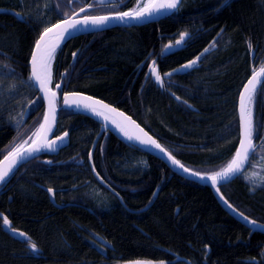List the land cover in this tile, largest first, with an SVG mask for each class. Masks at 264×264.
Returning <instances> with one entry per match:
<instances>
[{
    "label": "trees",
    "instance_id": "obj_1",
    "mask_svg": "<svg viewBox=\"0 0 264 264\" xmlns=\"http://www.w3.org/2000/svg\"><path fill=\"white\" fill-rule=\"evenodd\" d=\"M45 5L49 23L34 15ZM0 9L1 160L28 142L43 120L45 105L29 80L31 55L44 29L71 12L68 0H0ZM181 33L190 34L185 48L162 57L165 40ZM198 55L200 65L176 76L171 93L147 77L152 57L165 73ZM261 67L264 0H183L178 13L157 22L67 42L53 63V87L62 82L64 91L121 108L185 166L210 174L237 150L239 95ZM252 117L258 146L250 166L220 189L235 208L264 224V85L253 98ZM100 127L62 109L57 132L70 133L69 146L21 166L0 189V213L39 249L11 237L0 220V264H264V233H251L227 213L210 187L175 174L113 133L102 135L92 156L108 187L99 182L89 157Z\"/></svg>",
    "mask_w": 264,
    "mask_h": 264
},
{
    "label": "snow or ice",
    "instance_id": "obj_2",
    "mask_svg": "<svg viewBox=\"0 0 264 264\" xmlns=\"http://www.w3.org/2000/svg\"><path fill=\"white\" fill-rule=\"evenodd\" d=\"M100 3H104V0H100ZM182 0H147L143 7L135 11H125L117 12L114 16L102 15V16H88L85 15L80 19L68 18L65 19L62 24H55L52 28H45L43 33L39 36L38 40L35 42L34 51L31 56V72L29 80L32 81L40 90H42L49 98V113L53 117L54 123V114H55V100L57 93L52 91L49 87L51 82V60L53 59L56 49L59 47V44L67 40L72 36L73 32L85 31L89 29H99L105 26L113 19H119L122 22H128L131 20H142L150 19L153 16L162 14L163 11H173L178 10ZM91 7V5H89ZM81 12L84 11L83 8L80 9ZM56 31H53V30ZM51 34V35H50ZM187 35V34H184ZM184 35H181L180 40L176 41V44L179 45L184 40ZM171 47V46H166ZM251 47V46H250ZM208 49H205L207 52ZM75 56V53H73ZM199 60V57H197ZM196 61L189 62L188 65H185V68H188L194 65ZM179 71V70H174ZM151 72L155 74V79L163 86V79L160 76L159 72L155 67V61L152 62ZM261 74H264V69H262ZM166 76H171V73H165ZM63 79V77H61ZM256 76L254 75L251 80L248 81V85L245 86L244 92L240 95V120H241V138L239 143V148L237 149L234 158L222 167L220 171L212 172L206 174V176H201V173H194L195 176L206 178L210 177V180L213 184H219L223 181H228L232 177L242 172L244 169L245 163L248 162L250 166L249 156L254 154L255 146L252 143L253 135L256 131L253 124V117L251 111V103L256 92ZM57 89L61 88V85L58 83L55 86ZM247 94V95H245ZM75 96V94H73ZM91 98H78V99H69L68 96H65L63 99V104L66 107L78 106L84 100H90ZM179 99V98H177ZM95 104H101L99 101H94L92 103H85V108H91L93 112H96L97 115L104 116L105 119L108 117L105 115L104 111H98L94 106ZM103 109L108 111H115L114 109H109L107 105H102ZM126 120L130 121V117H126ZM134 123V122H132ZM47 126V127H46ZM137 128L139 126H136ZM51 131V126L49 124V116H44V124H41L37 132L33 133L37 137L36 140H33V146L25 149L22 145H16L7 155L4 156L3 161L0 163L5 164L6 167L0 168V184L6 183V178L12 172L13 168L17 165L19 161L32 157L34 153H38L41 149H51L56 144V141H47L46 138H42L43 134ZM121 131L125 132V135L129 139L135 138L139 140L144 145L153 146L155 149L160 150L162 153H166L167 156L172 160L176 165H179L181 169L185 172H190V169L184 168L183 164H180V161L176 160L174 156L166 148H164L157 140L148 136L147 133H144L142 129L140 132L142 135H136L133 137L130 135L124 127H121ZM67 136V133H65ZM31 139V137H30ZM64 137H57L56 140L63 142ZM264 180V178H262ZM219 192V188L216 189ZM49 192H52V189H48ZM231 207V206H230ZM242 218L247 220V217H244L243 213H238ZM0 220L3 224L8 226L9 229L16 235L22 238V240L28 244L30 249L33 252H38V246L31 238L23 232L11 227V222L7 216L0 214ZM254 227H260L256 224L255 221H249ZM129 264H142L140 261L129 262ZM163 264V262H161Z\"/></svg>",
    "mask_w": 264,
    "mask_h": 264
},
{
    "label": "water",
    "instance_id": "obj_3",
    "mask_svg": "<svg viewBox=\"0 0 264 264\" xmlns=\"http://www.w3.org/2000/svg\"><path fill=\"white\" fill-rule=\"evenodd\" d=\"M111 1H114V0H104V3L103 4H106V3H109ZM183 1V0H182ZM99 3H100V0H99ZM102 4V3H100ZM182 5V4H181ZM180 5V7H181ZM179 7V9H180ZM178 9V10H179ZM178 10H173V11H163L162 10V14L160 15H156V16H153L152 18L150 19H142V20H131V21H128V22H122L120 21L119 19H113L111 20L109 23H107L105 26H103L102 28H99V29H89V30H85V31H78V32H73L72 36L69 37L67 40H64L62 41L60 44H59V47L56 49V52L54 53V56H53V59L51 60V70H52V63H53V60L55 58V56L57 55V53L59 52V50L67 43L69 42L70 40L76 38V37H79V36H82V35H86V34H93V33H97V32H102V31H105V30H108V29H111V28H117V27H131V26H141V25H145V24H148V23H152V22H156V21H159L161 19H164V18H167L171 15H173L174 13H176ZM3 11L0 9V12ZM86 10H84L83 12H79L69 18H74V19H80L78 18V16L82 13H84ZM115 14L113 15H109V16H114ZM102 16V15H100ZM68 19V18H66ZM65 20V19H64ZM64 20H61L62 22ZM61 23H58V24H62ZM57 24V23H56ZM55 25V24H54ZM53 26V25H52ZM52 26H50L49 28H52ZM53 31H56L55 29ZM51 35V34H50ZM188 38L187 35H184V40L179 44L177 45L176 43L174 44H168L166 46H171L170 48L169 47H166L163 49V56H168V55H171L175 52H177L178 50H180L182 47H183V43L184 41H186V39ZM180 40V39H179ZM34 51V49H33ZM33 53V52H32ZM78 54V52H77ZM32 56V55H31ZM252 60L254 59V55L252 56ZM201 58H199V60L195 59V60H192V61H196V63L188 68H185L184 66L185 65H188V63L184 64L181 68L177 69L179 71H176L178 74H185L187 71L195 68V66L199 63ZM31 60V59H30ZM76 60V53H75V56H74V60L73 62H75ZM155 61V67L157 69V71L159 72L160 74V68L159 66L157 65L156 63V60H153ZM152 61V62H153ZM191 62V61H190ZM151 68H152V63H151V67H150V74H152L153 78L155 79V74H153L151 72ZM262 69H264V67L262 68H259L257 70H255L252 75L249 77V79L246 81V83L243 85L242 87V90L240 92V95L241 93L244 92V88L246 85H248V81L251 80L253 78V76L255 75L256 76V92L255 94L257 93V91L259 90V88L262 87V85L264 84V74H261L262 72ZM30 72H31V64H30ZM66 75V73L64 74ZM160 76L162 77V75L160 74ZM51 77H52V71H51ZM156 80V79H155ZM157 81V80H156ZM158 82V81H157ZM33 83V82H32ZM34 84V83H33ZM61 85V88L60 89H57L56 87H52V78H51V82L49 84V87L52 89V91H55L57 93V96H56V100H55V114H54V123H53V117L52 115L49 113V98L48 96L42 91L40 90L35 84L34 86L37 88V90L39 91V94H40V97L45 105V115H48L49 116V124L51 126V131L49 132H46L43 134L42 138H46L47 141H56V144L53 146V148L51 149H41L38 153H34L32 155V157H29L27 159H24L22 161H19L17 163V165L13 168L12 172L9 174V176L6 178V183L4 184H0V189L1 187H3L4 185L6 186L9 181H10V178L13 176V174L24 164L38 158L39 156H41L42 154H49V155H57L60 153V151L64 148H66L69 144H70V134L69 132H64L63 134H60V135H56V130H57V126H58V119H59V112L61 109H68V110H73L79 114H82V115H85V116H90L92 117L93 119H95L97 122H99L101 124V131L98 135V137L96 138L95 142H94V145L92 147V151H91V154H90V164H91V167H92V170L95 174V176L97 177V179L99 180V182L105 184L103 178L100 177V175H98L94 165H93V161H92V156H93V151L99 141V137L102 136V134L104 132H112L114 133L115 135H117L121 140L125 141L126 143H130L138 148H140L141 150H143L144 152H147L148 154L162 160L174 173L178 174L179 176L185 178V179H188V180H191V181H194L200 185H203V186H208L212 189L214 195L216 196L217 200L219 201V203L221 204V206L225 209V211L227 213H229L232 217H234L237 221H239L240 223H242L243 225H245L246 227H248L250 230H251V233H254V232H261V233H264V224L262 223H259L251 218H249L248 216H246L244 214V217H247V220L242 218L238 213H242L241 211H239L237 208H235L227 199L226 197L224 196V194L222 193L220 187L224 186V185H227L231 182H233L234 180H236L237 178H239L245 171L246 169L248 168L249 166V163L246 162L245 163V166H244V169H242V172L240 174H237L235 175L234 177H232L230 180L228 181H223L222 183H219V184H213L210 180V177H206V178H201V177H197L194 175V173H196V171L188 168L187 166H185L179 159H177L173 154L172 156L175 157L176 160L180 161V164H183L184 165V168H187V169H190L191 171L190 172H185L183 169H181L179 167V165H176L172 162V160L167 156L166 153H162L160 150L158 149H155L153 146H150V145H144L142 144L139 140H136L135 138L133 139H129L128 136L125 135V132L124 131H121V127H124V129L130 134L132 135L133 137H135L136 135H142V133L140 132V129L143 130L144 133H147L148 136L152 137L153 139L157 140L150 132H148L142 125H140V123H138L132 116L128 115L126 112L122 111L121 109L115 107L114 105H111L110 103L102 100V99H99L97 97H94L92 95H89V94H86V93H83V92H62L61 93V90H62V84ZM75 94V96L73 95ZM240 95H239V101H238V118H239V134H240V138H241V120H240ZM247 95V94H245ZM65 96H68V98L71 100V99H78V98H91L90 100H84L82 103H80L78 106H71V107H66L64 106L63 104V99ZM255 96V95H254ZM254 98V97H253ZM60 100L62 101V104H60ZM94 101H99L101 102L102 105H107L109 107V109H114L115 111H108L107 109H103L101 107V104H95L94 106L97 108L98 111H104L105 112V115L108 117L107 119H105L104 116H100V115H97L96 112H93L91 108H85L84 107V104L85 103H92ZM253 102V101H252ZM29 111H30V107L27 108V110L25 111V114H24V118H23V124L27 121L28 117H29ZM251 111H252V103H251ZM126 117H130V121L129 120H126L125 118ZM134 122V123H132ZM42 124H44V118H43V121H42ZM136 126H139L138 128ZM47 127V126H46ZM65 133H67V136H65ZM57 137H64L63 139V142H60V141H57L56 138ZM37 137L34 136L30 142H26L24 143L22 146L27 149V148H30L33 146V140H36ZM158 141V140H157ZM159 142V141H158ZM160 143V142H159ZM239 143H240V139H239ZM252 143L253 145L255 146V150L258 146L255 138L253 137L252 138ZM161 144V143H160ZM162 145V144H161ZM163 146V145H162ZM164 147V146H163ZM165 148V147H164ZM239 148V144H238V147L237 149ZM237 151V150H236ZM169 152V151H168ZM255 152V151H254ZM236 153V152H235ZM254 155V154H253ZM253 155H250L249 156V161H251ZM235 154L233 155L232 158H234ZM4 159V158H3ZM3 159H1L0 161H3ZM231 161V160H230ZM6 167L5 164H2L0 163V168H4ZM201 176H206V174L204 173H201ZM106 185V184H105ZM107 186V185H106ZM108 187V186H107ZM217 188H219V192H217ZM116 193V192H115ZM51 194V199L53 202H55L54 200V190L52 189V192H50ZM119 195V194H118ZM231 206V207H230ZM2 214L3 216H5L3 213H0ZM10 221V220H9ZM249 221H255L257 225H259L260 227H254L251 223H249ZM11 222V221H10ZM12 223H11V227H12ZM13 228V227H12ZM3 229L6 233H8L9 235H11V237L15 238V239H18V240H21L22 238L19 237V236H16L10 229L8 226L4 225L3 224ZM18 230V229H16ZM19 232H23L21 230H18ZM24 233V232H23ZM210 252V249L208 250Z\"/></svg>",
    "mask_w": 264,
    "mask_h": 264
},
{
    "label": "flooded vegetation",
    "instance_id": "obj_4",
    "mask_svg": "<svg viewBox=\"0 0 264 264\" xmlns=\"http://www.w3.org/2000/svg\"><path fill=\"white\" fill-rule=\"evenodd\" d=\"M141 2H142L141 0H114V1H111L109 3L101 4L100 5L99 0H68V5H69V8H70V12H71L70 15L79 13L80 12V9L83 8L84 10H86V12L83 15H81V16H85V15H88V16H100V15H113V14H116L117 12H125V11H135V10H138V8L141 6L140 5ZM89 5H91V7H89ZM132 27H134V26H132ZM117 28L126 29V27H117ZM127 28H131V27H127ZM180 35L181 34L172 35L169 38H167L165 40L164 47H165L166 44H174L180 38ZM189 39H190V34L188 35L187 41ZM185 46H186V43L184 45V48H185ZM184 48H182L178 52L182 51ZM162 51H163V49L161 50V53H162ZM178 52H176L175 54H178ZM161 53H160V55H161ZM175 54H173V55H175ZM162 55H163V53H162ZM197 57H200V55H198ZM197 57H195V58H197ZM76 59H77V55H76ZM73 60H74V56H73ZM153 60H157V59L154 58V57H152V61ZM75 62H76V60H75ZM150 64H151V62H150ZM157 64H158V62H157ZM179 65H181V64H179ZM179 65H177V66H179ZM173 69H168L165 72V73H169L170 72L171 73V76H166L165 79H164L163 86L160 87V89L165 94L166 93L168 94V93H171L172 92V89H171L172 87L171 86L175 83L174 78H176V76H180V75H173L174 73H176L175 71H172ZM191 70L192 71L193 70H196V68L191 69ZM191 70H189V71L191 72ZM189 71H187L185 74H187ZM160 73L163 76L165 75V73H162L161 71H160ZM147 77H150L149 79L151 81H152V79H154L153 76H152V74L149 73V71H148ZM172 96L175 97V94H172ZM126 113L128 115L132 116L128 112H126ZM104 136L105 137L107 136L106 133L104 134Z\"/></svg>",
    "mask_w": 264,
    "mask_h": 264
},
{
    "label": "rangeland",
    "instance_id": "obj_5",
    "mask_svg": "<svg viewBox=\"0 0 264 264\" xmlns=\"http://www.w3.org/2000/svg\"><path fill=\"white\" fill-rule=\"evenodd\" d=\"M51 7L49 5H45L43 7H41L40 9L37 8V10L35 11L34 15L36 16L37 19H40V20H43V22L45 23H49L50 22V18H51ZM138 164V162H137ZM138 166L137 165H134V166H131L129 168L130 171H135L137 170ZM134 262V261H133ZM122 264H129V262H125V263H122ZM142 264H161L160 261H144L142 262ZM163 264H166L165 262H163Z\"/></svg>",
    "mask_w": 264,
    "mask_h": 264
},
{
    "label": "bare ground",
    "instance_id": "obj_6",
    "mask_svg": "<svg viewBox=\"0 0 264 264\" xmlns=\"http://www.w3.org/2000/svg\"><path fill=\"white\" fill-rule=\"evenodd\" d=\"M76 14H77V13H76ZM73 15H75V14H73ZM73 15H71V16H73ZM78 18H82L81 14L78 16ZM156 22H157V21H156ZM126 28H127V27H126ZM111 29H113V28H111ZM111 29H108V30H111ZM108 30H105V31H108ZM105 31H102V32H105ZM82 36H83V35H82ZM187 39H188V38H187ZM187 39H186V41H187ZM186 41H184V43H183V47H182V48H184V45H185ZM182 48H181V49H182ZM181 49H180V50H181ZM178 51H179V50H178ZM178 51H177V52H178ZM78 53H79V51H78ZM175 53H176V52H175ZM175 53H173V54H175ZM173 54H171V55H173ZM76 55H77V52H76ZM168 56H170V55H168ZM162 57H167V56H163V55H162ZM191 61H192V60H191ZM189 62H190V61H189ZM151 63H152V62H151ZM187 63H188V62H187ZM185 64H186V63H185ZM182 66H183V65H182ZM182 66H181V67H182ZM150 67H151V64H150ZM150 67H149V73H150ZM181 67H180V68H181ZM178 69H179V68H178ZM176 74H178V73L176 72ZM178 75H182V74H178ZM65 76H66V75H65ZM65 76H63V77H65ZM245 83H246V82H245ZM59 84H62V88H63V83L60 82ZM33 85H34V84H33ZM34 87H35V86H34ZM52 87H53V85H52ZM35 88H36V87H35ZM54 88H55V87H54ZM36 89H37V88H36ZM38 92H39V91H38ZM60 101H61V100H60ZM61 103H62V101H61ZM63 109H64V108H63ZM61 110H62V109H61ZM61 110H60V111H61ZM66 110H68V109H66ZM89 117H90V116H89ZM91 118H92V117H91ZM94 120H95V119H94ZM95 121H96V120H95ZM96 122H97V121H96ZM98 123H99V122H98ZM99 124H100V123H99ZM100 125H101V124H100ZM104 133H109V132L107 131V132H104ZM104 133H103V134H104ZM110 133H112V132H110ZM103 134H102V135H103ZM113 134H114V133H113ZM98 135H99V134H98ZM116 136H117V135H116ZM97 137H98V136H97ZM97 137H96V138H97ZM101 137H102V136L99 137V140H100ZM96 146H97V145H96ZM95 148H96V147H95ZM91 151H92V149H91ZM94 151H95V149H94ZM94 151H93V153H94ZM90 154H91V152H90ZM151 156H152V155H151ZM89 160H90V157H89ZM175 174H176V173H175ZM116 194H117V193H116ZM50 195H51V194H50ZM117 196L119 197V199H121V197H120L118 194H117ZM121 202H122V201H121ZM122 203H123V202H122Z\"/></svg>",
    "mask_w": 264,
    "mask_h": 264
}]
</instances>
